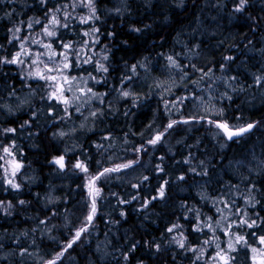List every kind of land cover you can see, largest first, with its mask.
<instances>
[{
    "label": "trees",
    "instance_id": "obj_1",
    "mask_svg": "<svg viewBox=\"0 0 264 264\" xmlns=\"http://www.w3.org/2000/svg\"><path fill=\"white\" fill-rule=\"evenodd\" d=\"M238 2L0 0V59L20 53L21 61L0 63V264H36L27 259L34 251L37 264H221V250L229 264H251L252 249L264 252V0H248L239 12ZM86 56L92 60L82 66ZM47 61L70 62L76 77L100 69L98 94L130 86L136 98L106 109L77 139L82 150L71 152L56 132L61 110L38 75ZM222 79L232 82L218 100L222 112H190L194 98L183 109L180 101L171 108L162 102L163 83L184 82L191 95L213 83L223 90ZM218 122L255 126L228 140ZM155 124L163 140L153 145ZM9 147L27 166L25 178L3 173ZM119 149L147 180L125 182L120 172L94 179L112 168L108 156ZM61 156L63 168L53 163ZM76 159L87 171L73 166ZM90 176L99 195L88 223ZM173 225L179 227L169 232ZM81 228L87 230L76 238ZM237 235L246 243L229 249Z\"/></svg>",
    "mask_w": 264,
    "mask_h": 264
},
{
    "label": "rangeland",
    "instance_id": "obj_2",
    "mask_svg": "<svg viewBox=\"0 0 264 264\" xmlns=\"http://www.w3.org/2000/svg\"><path fill=\"white\" fill-rule=\"evenodd\" d=\"M82 58L84 59L83 61H81L82 66H85V63H88L92 60V57L86 56ZM67 64L68 67H65V64H62L63 66H61L55 61L44 62L42 68L38 70V75L46 83L47 88H50V90L48 89V97L52 98L57 104L58 109L61 110V126L56 130L57 136L59 140H65L69 144V150L71 152H75L82 150L81 146L78 145L77 139L85 138L86 132L91 131L92 129L91 123L101 115H104L103 112L106 111V109L113 108L115 107V104L124 102L127 99L136 98V96L134 95L136 94L134 92L136 89L129 86L120 88L117 92L113 93L110 96H108V94H98V90L94 84V81H96L98 84L101 81L98 77L100 74V69L96 68L94 72L90 71L88 73L79 72L78 74L80 75V77H76L75 75L67 71L66 68H69L70 62H67ZM51 77H55V79L53 80L51 79ZM148 78V76H143V80H147ZM222 80H224L223 82L225 83L223 84V90L222 87L219 89V91L217 88H215L218 92L215 89H211L216 86V84L213 83L211 86L206 88H193L194 91H190L191 95L185 93L190 88L189 86L184 85V82L177 81L173 83L172 80V83H163L162 87L164 88V91L161 93V98L164 99L162 102H164L165 106L171 108L173 103L180 101L181 103L178 102V104H182L180 108L183 109V104L186 101H191L192 98H194V101L191 103L193 109L189 110L190 112H222L224 108L221 104H218V100L223 97L224 93H229L224 90L231 91L230 88L232 87L231 80ZM159 86L161 87V83H159ZM89 89L91 91H89ZM123 92H128L129 95L124 96ZM53 93H55L54 96ZM28 94H30L31 96L30 92ZM262 99L264 100V97ZM262 99H260V102L264 104V101ZM65 101H67V103H65ZM252 102L254 103V100L252 98L247 99V105L252 104ZM133 104L136 108H140L137 99L134 100ZM94 113L95 115H93ZM65 119H67L68 122L71 121L69 126L67 127H65V124H67V122H65ZM170 123L172 122H167L165 126H168ZM149 128L150 140L155 139L157 135L162 133L161 126L158 124H155L153 126L151 125L149 126ZM60 133H63V135H60ZM143 133L144 131H142L140 134L143 135ZM76 135L78 136V138L76 137ZM160 140L162 141L163 138H161ZM159 141L157 143H159ZM7 149L8 152H5V150L3 152V157L5 160L3 165V173L11 180H13L12 178H14L18 174H23L21 178H25L28 173L27 166L21 164L19 160H17L15 155L12 153L11 147ZM110 153V156H108V162L109 164H111L112 168H116L120 165L130 164L129 167L120 168L119 171H116L123 174L122 177H120V180L127 182L129 180H137L144 177L145 170L141 166L140 168L134 167V164L126 159L128 158V151H126L125 149H119V151ZM77 162L78 159L74 160V167ZM17 165H20L18 169L16 167ZM82 165L85 166L84 163ZM79 169L80 172H84L82 168ZM94 183L95 181L91 178V176L86 181L88 195L91 197L92 201L97 196V189ZM237 246L238 244H235L234 247ZM3 253L8 256L12 253V251H5ZM32 254L33 255L25 256H29V258H26L35 261L37 264L40 261L39 252L34 251V253ZM222 254L223 253H221V255ZM249 261H251V264H264V252L262 251V249H258L255 252H253L252 249ZM229 263H231L230 259L228 260V264ZM221 264H223V260Z\"/></svg>",
    "mask_w": 264,
    "mask_h": 264
},
{
    "label": "snow or ice",
    "instance_id": "obj_3",
    "mask_svg": "<svg viewBox=\"0 0 264 264\" xmlns=\"http://www.w3.org/2000/svg\"><path fill=\"white\" fill-rule=\"evenodd\" d=\"M247 2H248V0H239L238 5L236 7V11H238V12L242 11L244 9V7L246 6ZM88 6L92 7V0H88ZM93 11H95L94 8H93ZM37 22H39V21H37ZM50 23H52V24H57L58 23V20L56 19L55 16H53V18L50 21ZM28 27H31V25L29 24ZM133 30L134 31H140V29H133ZM45 32L49 36L55 35L54 32L48 31L47 28H45ZM64 47L65 48H69L70 45H64ZM19 55H20V53H17L16 57H14L12 60H8L7 58H2V59H0V63H17V62H21V61H19ZM106 58L107 57H105V59ZM231 59H232V57H225V60H231ZM168 60L171 62V64L173 66H178L177 63H176V60L173 57H171V56L168 57ZM65 67H68V65L66 64ZM133 67L135 68V66H133ZM101 68H102L103 71H105V72L107 71V69L104 68L103 65H101ZM205 75H207V74H205ZM51 79L54 80L55 77H51ZM89 91H91V90L89 89ZM54 95H55V93H53V96ZM123 95L124 96H128L129 93L128 92H123ZM65 103H67V101H65ZM93 115H95V113ZM184 122L187 123V121H184ZM175 123H177V122L173 121L172 123H170L167 126V128H171L173 126V124H175ZM216 126L218 128H220V129H222L225 132V134L227 135V139H229V140L233 139L234 137L242 136L244 133L250 131L254 127L253 124H248L246 127H240V128H238L236 130H231L227 123H220V124H217ZM167 128L165 129V131H167ZM6 131L12 132V131H15V129H7ZM60 135H63V133H60ZM162 135H163V133L157 135L155 137V139L150 140L149 143L155 145L162 138ZM5 152H8L7 148L5 149ZM53 163L58 164L61 168H63L64 167V158H63V156H61L59 158H54ZM132 163H135V162H132ZM201 163H203V161H201ZM129 166H130V164H125V165H120V166H118L116 168H106V169H104L103 172L99 173V175L97 177H95L94 179H99L100 176H104V175H106L107 173H110V172L119 171L120 168H127ZM16 167L18 169L20 167V165H17ZM75 167L82 168L84 171H87V169L84 168V166L82 164H80V163H77L75 165ZM193 171H195V169H193ZM144 179L147 180L148 178L144 177ZM180 179H183V177H180ZM9 184H11V181H9ZM12 187L19 188V185H12ZM96 194L99 195V190H97ZM158 196L159 197H163L164 196V187L163 186H161V188L159 189ZM156 198L157 197H153L152 199H156ZM133 199H135V197ZM20 203L23 204L24 201H20ZM2 205H3V202H0V206H2ZM7 207L10 208L11 205L9 204ZM95 212H96V207H95V202L93 201V205H92L90 214L86 217V221L88 223H91ZM122 215H123V213H122ZM242 223L246 224L248 227H252L255 224V221H253L252 223H249L247 220H244V221H242ZM177 227H179V226L178 225H173V227L169 228L168 231L171 232V231H173L174 228H177ZM86 230H87L86 228H81L79 231H77L76 238H79L81 233L85 232ZM234 241H235V244L246 243L245 238L243 236H238V235L234 236ZM259 242L261 244H264V236L259 237ZM179 243H180V247H184L183 241H180ZM205 243H208V242L206 241ZM68 246L70 247L71 244H69ZM132 247L134 249L135 245H133ZM156 247H157V250H159V245H156ZM228 248L234 250V244H229ZM223 251L224 250H221V252H223ZM255 251H256V249H253V252H255ZM221 252L217 253V257H219L221 260H223V264H228V260L230 259V257H227L226 254L224 256H222ZM125 259H127V256H125ZM48 264H55V261H49Z\"/></svg>",
    "mask_w": 264,
    "mask_h": 264
},
{
    "label": "water",
    "instance_id": "obj_4",
    "mask_svg": "<svg viewBox=\"0 0 264 264\" xmlns=\"http://www.w3.org/2000/svg\"><path fill=\"white\" fill-rule=\"evenodd\" d=\"M218 124H220V122H218ZM253 125H254V124H253ZM254 126H255V125H254ZM229 128H230V127H229ZM253 128H254V127H253ZM253 128H252V129H253ZM230 129H231V130H236V129H232V128H230ZM252 129H251V130H252ZM221 130H222V129H221ZM251 130H250V131H251ZM222 131H223V130H222ZM250 131H248V132H250ZM223 132H224V131H223ZM248 132L244 133L243 135L247 134ZM224 134H225V132H224ZM243 135H242V136H243ZM225 136L227 137L226 134H225ZM240 137H241V136H240ZM235 138H239V137H234L233 139H235ZM233 139H231V140H233ZM228 140H229V139H228Z\"/></svg>",
    "mask_w": 264,
    "mask_h": 264
},
{
    "label": "flooded vegetation",
    "instance_id": "obj_5",
    "mask_svg": "<svg viewBox=\"0 0 264 264\" xmlns=\"http://www.w3.org/2000/svg\"><path fill=\"white\" fill-rule=\"evenodd\" d=\"M80 163V162H79ZM81 164V163H80Z\"/></svg>",
    "mask_w": 264,
    "mask_h": 264
}]
</instances>
